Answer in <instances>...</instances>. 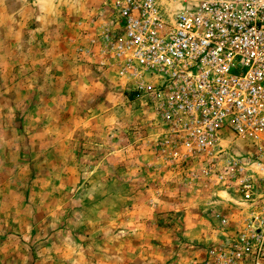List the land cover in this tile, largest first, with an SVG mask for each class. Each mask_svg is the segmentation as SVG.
Instances as JSON below:
<instances>
[{
	"label": "rangeland",
	"instance_id": "374dc122",
	"mask_svg": "<svg viewBox=\"0 0 264 264\" xmlns=\"http://www.w3.org/2000/svg\"><path fill=\"white\" fill-rule=\"evenodd\" d=\"M115 18L103 0H0V264H233L225 243L263 198L218 175L252 148L226 134L218 164L170 161L119 75Z\"/></svg>",
	"mask_w": 264,
	"mask_h": 264
},
{
	"label": "built area",
	"instance_id": "2783aa9c",
	"mask_svg": "<svg viewBox=\"0 0 264 264\" xmlns=\"http://www.w3.org/2000/svg\"><path fill=\"white\" fill-rule=\"evenodd\" d=\"M103 2L116 14L104 36L119 75L153 105L170 161L215 165L226 134L249 142L250 155L227 157L218 178L263 205L225 244L233 264H264V0Z\"/></svg>",
	"mask_w": 264,
	"mask_h": 264
}]
</instances>
